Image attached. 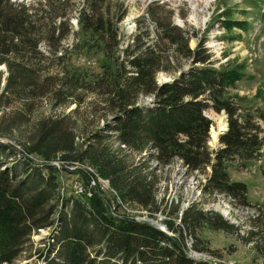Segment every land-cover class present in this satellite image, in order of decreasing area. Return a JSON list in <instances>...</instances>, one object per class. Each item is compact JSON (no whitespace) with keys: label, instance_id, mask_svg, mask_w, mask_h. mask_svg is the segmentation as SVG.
Returning a JSON list of instances; mask_svg holds the SVG:
<instances>
[{"label":"trees","instance_id":"trees-1","mask_svg":"<svg viewBox=\"0 0 264 264\" xmlns=\"http://www.w3.org/2000/svg\"><path fill=\"white\" fill-rule=\"evenodd\" d=\"M73 11L79 30L89 36L82 47H99L108 60L92 80L69 74L60 63L67 50L63 42L77 34L68 24ZM147 13L157 26L154 39L139 26L120 49L116 22L122 16L107 0L83 1L80 7L70 0H0V66L5 69L0 71V137L21 136L42 102L52 108L75 105L68 114L32 122L19 149L0 143V264H210L189 256L190 250L208 251L198 245V232L233 228L194 203L184 210L161 205L156 192L159 173L179 161L189 174L205 175L203 195L244 204L246 184L230 180L229 164L256 159L264 146L255 116L228 93L244 67L228 60L217 65L205 37L164 21L152 7ZM223 22L228 30L243 25L229 18ZM191 37L197 41L194 49ZM159 73L171 80L159 84ZM83 106L91 116L99 106L111 119L80 144L75 128ZM210 111L226 118L215 149L208 145ZM73 165L80 167L70 170ZM63 172L78 176L91 195L65 193L59 182ZM98 179L107 182L109 196ZM123 205L151 218L165 214L166 232L137 221ZM41 230L48 235L36 249L32 237Z\"/></svg>","mask_w":264,"mask_h":264},{"label":"rangeland","instance_id":"rangeland-1","mask_svg":"<svg viewBox=\"0 0 264 264\" xmlns=\"http://www.w3.org/2000/svg\"><path fill=\"white\" fill-rule=\"evenodd\" d=\"M12 1L24 4L38 2V0ZM83 1L85 5H88V0H70V3L80 7ZM107 2L110 9L115 10L118 16H122V20L116 22V28L119 29L121 35L120 49L125 48V44L131 40L139 26L143 29L146 27L150 31L149 39H154L157 26L147 13L148 7H152L164 21L168 19L177 28L191 33L195 32L197 38L205 37L204 45L210 50L213 55L212 59L217 65L228 60L232 65L244 67L242 79L235 84L234 88L229 89L228 93L241 99L240 109L254 115L264 131V0H210V2L209 0H107ZM70 11L71 9L68 8V13ZM169 13H171L170 16ZM193 15L196 21L192 19ZM142 17L144 20L137 22ZM225 18L243 22V25L228 30L222 24ZM68 24L77 34L69 36L63 42V47L67 50L62 52L63 57L60 63L69 74L87 76L88 80H92L101 73L102 66L108 64V60L99 47L94 46L91 49L82 47L89 36L79 30L77 14L74 11L68 19ZM196 44V38L191 37L189 47L194 49ZM75 45L78 46L75 47ZM183 64L187 70L188 63ZM0 68L1 72L5 70L3 66ZM56 71L59 72L60 69L54 67L53 72ZM170 78L171 76L159 73L156 80L161 84L170 81ZM142 101L147 104L151 100L146 98ZM74 108L75 105L52 108L49 102H42L32 114L29 124L22 126L21 136L16 133L12 137H0V143H7L19 149V141L24 140L32 122L48 115L68 114ZM98 110H100L99 106L98 113L91 116L86 106L80 108L79 115L76 116L75 128L78 143H83L85 136L105 127V123L111 119L108 114L105 115ZM207 115L212 121L208 145L215 149L218 147V136L226 129V118L223 113L216 114L213 111ZM212 131L216 134V140L212 138ZM79 167L73 165L70 170ZM81 167L86 169L85 166ZM228 172L231 181L246 184L247 196L244 204L239 201L227 202L219 194L203 195L200 192V186L205 181V175L202 173L189 174L179 161H174L169 168L159 173L161 184L156 192V199L161 205H166L172 210L174 205L184 210L194 203L205 211L218 213L233 226L229 232L210 231L206 228L198 232L201 240L198 245L205 247L208 251L190 250L189 256L192 259L205 260L210 264H264V146L254 160L241 162L236 159L231 162ZM79 179L78 176L63 172L60 174L59 182L65 193L73 192L74 184L81 183ZM100 180L97 181L101 185V191L109 196L110 189L107 182ZM91 183L96 185L94 181ZM87 190L90 192L89 188ZM73 194L80 196L85 193L75 194L73 192ZM122 211L132 215L137 221L149 222L166 232L163 226L166 216L163 213H158L156 217L151 218L145 212L126 205H123ZM47 235L48 230H41L33 235L34 248L41 249L43 244H39L40 240ZM187 241L190 246L192 241L190 239ZM18 264H24V262H18ZM38 264L44 263L40 261Z\"/></svg>","mask_w":264,"mask_h":264},{"label":"built area","instance_id":"built-area-1","mask_svg":"<svg viewBox=\"0 0 264 264\" xmlns=\"http://www.w3.org/2000/svg\"><path fill=\"white\" fill-rule=\"evenodd\" d=\"M90 186H96V185H92V183L90 184ZM101 186V185H100ZM73 192H75V191H83V193H85L86 195H88V196H90V192L87 190V189H85L82 185H81V183H75L74 184V186H73ZM102 189V188H101Z\"/></svg>","mask_w":264,"mask_h":264},{"label":"bare ground","instance_id":"bare-ground-1","mask_svg":"<svg viewBox=\"0 0 264 264\" xmlns=\"http://www.w3.org/2000/svg\"><path fill=\"white\" fill-rule=\"evenodd\" d=\"M209 2H210V0H209ZM208 4V3H207ZM193 9H194V6L192 7ZM195 15V14H194ZM192 16V19H194L195 21H196V18H195V16ZM197 17V16H196ZM211 135H212V138L214 139V140H216V134H215V132L214 131H212V133H211ZM101 181V180H100ZM83 192L82 191H75V194H82Z\"/></svg>","mask_w":264,"mask_h":264},{"label":"water","instance_id":"water-1","mask_svg":"<svg viewBox=\"0 0 264 264\" xmlns=\"http://www.w3.org/2000/svg\"><path fill=\"white\" fill-rule=\"evenodd\" d=\"M1 69V68H0ZM209 118V117H208ZM210 119V118H209ZM161 231H163L164 232V229H160Z\"/></svg>","mask_w":264,"mask_h":264}]
</instances>
